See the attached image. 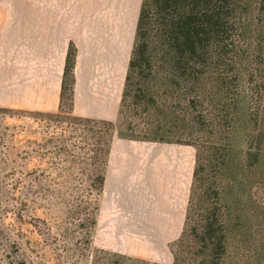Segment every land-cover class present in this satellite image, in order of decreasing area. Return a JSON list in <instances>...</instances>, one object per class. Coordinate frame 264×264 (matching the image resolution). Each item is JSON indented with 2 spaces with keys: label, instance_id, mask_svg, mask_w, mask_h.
<instances>
[{
  "label": "trees",
  "instance_id": "trees-1",
  "mask_svg": "<svg viewBox=\"0 0 264 264\" xmlns=\"http://www.w3.org/2000/svg\"><path fill=\"white\" fill-rule=\"evenodd\" d=\"M255 8L264 11L261 0ZM257 13L251 0H141L116 122L79 119L95 126L90 194L96 202L116 130L130 141L194 149L182 230L169 245L172 264H250L244 252L264 254L257 198L264 179V97L258 83H248L254 60L263 56L249 42L263 40ZM76 53L70 44L58 112L72 100ZM98 210L84 201L70 214L85 246Z\"/></svg>",
  "mask_w": 264,
  "mask_h": 264
},
{
  "label": "rangeland",
  "instance_id": "rangeland-1",
  "mask_svg": "<svg viewBox=\"0 0 264 264\" xmlns=\"http://www.w3.org/2000/svg\"><path fill=\"white\" fill-rule=\"evenodd\" d=\"M256 1L251 0L254 16ZM43 3L68 6L76 26L80 21H92L93 26L96 21L107 25L113 17L120 19L121 29L133 43L141 0H0V28L5 27L2 20L17 13L16 8L10 11L11 5ZM257 17L263 40L257 46L252 36L249 42L253 40L251 47L262 49L263 56L258 64L254 60L248 83H258L264 97V11ZM18 55L17 44L0 37V264H172L169 245L182 230L194 149L130 141L116 130L104 188L94 201L90 131L95 126L79 119L101 120L92 116L99 112L98 106L88 103L85 85L75 93L74 75L71 102L66 98L63 112H50L51 106L42 105L50 102L41 101L55 95L60 80L57 60L49 59V67L42 60L39 78L32 69L34 60L24 68ZM125 70L121 86L116 78L115 98ZM93 93L101 98L106 92L100 87ZM257 198L264 211V179ZM84 201L85 206L99 207L89 246L81 240L82 232L74 229L70 215ZM161 216L180 218L177 234H145L146 226ZM251 250L244 252L242 260L264 264V254L258 257Z\"/></svg>",
  "mask_w": 264,
  "mask_h": 264
},
{
  "label": "crops",
  "instance_id": "crops-1",
  "mask_svg": "<svg viewBox=\"0 0 264 264\" xmlns=\"http://www.w3.org/2000/svg\"><path fill=\"white\" fill-rule=\"evenodd\" d=\"M10 7H13L11 12L16 8L17 13L2 20L1 23H4L5 27L0 28V37H6L7 42L17 44L19 63L27 68V61L34 60L32 64L34 75L41 78L42 60H47V67L49 59L57 60V75L60 80L57 82L53 98L40 100L50 103L42 105L51 106L49 109L52 113L58 112L66 54L69 45L72 44L77 51L74 65L75 93L78 87L81 89L80 87L85 85L83 91L90 93V96H86L88 103L98 106L99 109V112L92 116L111 121L116 111L118 112L122 92L120 88L117 98L112 95L115 81L118 78L121 86L122 68H127L132 48L128 33L121 29L120 19L113 17L107 25L96 21L93 26L92 21H80L76 26L72 17L68 15L66 5L43 3ZM38 82L42 83V80L39 79ZM100 87L106 92L101 98L93 93ZM38 95L42 97L41 87ZM171 212L173 215L177 212L174 205ZM176 218V216L174 219L170 216L156 218L157 221L154 220L153 224L146 226L145 229L148 231L145 234L154 236L177 234L180 218L178 220Z\"/></svg>",
  "mask_w": 264,
  "mask_h": 264
}]
</instances>
